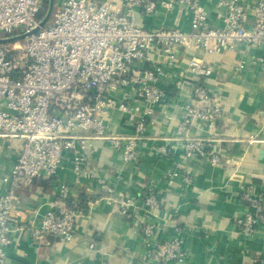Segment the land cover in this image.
Masks as SVG:
<instances>
[{
	"label": "built area",
	"instance_id": "2783aa9c",
	"mask_svg": "<svg viewBox=\"0 0 264 264\" xmlns=\"http://www.w3.org/2000/svg\"><path fill=\"white\" fill-rule=\"evenodd\" d=\"M47 0H0V39L14 38L39 25ZM225 9L223 26L209 19L203 0H54L48 22L35 33L0 43V153L14 151L15 158L0 173V264L7 263L6 249L14 233H26L32 243L53 236L69 243L85 212L71 196V187L95 181L103 197L118 213L135 223L145 248L147 263L184 264L182 228L174 227L166 239L158 238L161 225L174 216L162 215L165 190L149 187L137 204L130 196L116 194L108 180L94 174L89 153L94 142H105L123 163L142 161L146 149L169 156L181 146L185 158L199 157L218 166L215 142L237 141L215 132L222 116L221 93L209 86L213 71L208 63L192 57L190 80L179 87L184 111L172 136H151V115L165 101L161 84L168 82L165 66L174 65L181 48L222 54L246 46H264V0L247 6L244 0H219ZM191 14L190 29L161 24L148 27L145 17L176 10ZM250 18L253 22L248 25ZM241 61L237 70H241ZM118 113L133 128L117 133L112 116ZM199 128L205 135L192 134ZM13 140H19L14 148ZM250 144L264 143L248 137ZM211 151H207V148ZM241 158H238L240 161ZM70 163V180L59 172ZM173 172L169 184L173 183ZM55 181L54 199L39 220L35 211L19 206L20 191L32 190L30 178ZM184 186L191 178L183 175ZM264 183V174L261 176ZM253 183L243 185L237 198L248 211L237 217L239 233L264 237V204ZM86 201L85 206L90 204ZM91 249L94 248L90 244ZM264 264V259L256 263Z\"/></svg>",
	"mask_w": 264,
	"mask_h": 264
},
{
	"label": "crops",
	"instance_id": "0c3cea01",
	"mask_svg": "<svg viewBox=\"0 0 264 264\" xmlns=\"http://www.w3.org/2000/svg\"><path fill=\"white\" fill-rule=\"evenodd\" d=\"M252 4L256 0H244ZM209 8V19L223 26L225 9L219 0H203ZM191 14L176 10L167 15L145 17L137 14V22L148 27L161 24L177 25L185 32L190 29ZM253 22L249 20L248 25ZM192 57L204 59L213 73L206 82L221 93L222 116L215 132L224 137H236L233 146L224 150L226 164L211 166L199 157L185 158L179 145L169 156L158 155L146 149L142 161L123 163L119 154L101 141L94 142L89 153L94 174L108 180L116 194L130 196L138 205L142 202L143 191L149 187L164 189L162 215L173 219L161 225L158 238L166 239L174 227L182 228L183 247L189 253L184 264H259L264 259V237H244L235 225L237 217L248 211L239 202L237 193L243 185L253 183V189L260 193L264 204V143L250 144L248 137L264 140V46H246L222 54H207L202 49L181 48L177 62L165 66L168 82L161 87L165 90V101L152 112V124L147 133L151 136H172L177 120L183 117V100L179 87L184 80H190L187 66ZM241 61L244 66L237 70ZM123 116L114 113L111 126L117 133H131L133 128L125 123ZM198 128L192 134L203 136ZM231 143L220 142L222 143ZM14 148L19 143L12 142ZM246 143V146L241 144ZM14 151L0 153V173L5 171L15 158ZM220 156V155H219ZM241 158L237 164L235 161ZM70 163L59 172L61 179L70 180ZM178 175L169 184V175ZM191 178V184L184 186L183 175ZM34 185L28 192L20 191L19 206L35 211L29 218L37 222L54 199L55 181L48 180L45 192ZM207 192V197L201 196ZM90 201L84 207L85 214L79 218L76 233L69 243H62L53 236L42 242L32 243L26 233H14L6 249L8 264H153L146 261L145 248L135 223L128 222L117 211L114 204L103 197L95 181L86 187L74 185L71 196H80ZM90 244L94 248L89 247ZM169 264H179L172 262Z\"/></svg>",
	"mask_w": 264,
	"mask_h": 264
},
{
	"label": "water",
	"instance_id": "95a60500",
	"mask_svg": "<svg viewBox=\"0 0 264 264\" xmlns=\"http://www.w3.org/2000/svg\"><path fill=\"white\" fill-rule=\"evenodd\" d=\"M53 4H54V0H47L46 12H45L43 18L41 19V21L39 22V25L37 27H35L34 29H32L31 31H29V32H27L25 34L19 35V36L14 37V38L0 39V43H7L9 41L21 39V38H23L25 36H28L30 34L35 33L40 27H43L48 22V20L50 18V15H51V12H52ZM13 141L16 142V143L21 142L19 140H13ZM241 145L244 147L247 144L243 143ZM232 146H233V142H231V143L230 142L229 143H222V144H219L217 142L214 143L213 150L217 151L218 154L220 155V163H219V165L226 164L227 162H230V160H227V159L224 158L225 157L224 156V150H226L228 148H231ZM237 163H238V160L235 161V164H237ZM30 183L34 184V185H37L38 186L37 189L42 193V192H45V187L48 184V179L39 178V177H32V178H30ZM29 191H31V190H29ZM206 197H207V192H204V194L201 196V199L202 198H206Z\"/></svg>",
	"mask_w": 264,
	"mask_h": 264
},
{
	"label": "trees",
	"instance_id": "16d2710c",
	"mask_svg": "<svg viewBox=\"0 0 264 264\" xmlns=\"http://www.w3.org/2000/svg\"><path fill=\"white\" fill-rule=\"evenodd\" d=\"M46 3H47V1H45L44 8H46ZM211 150L212 149L210 147L207 148V151H211ZM77 201H78V206H80L82 208L85 207V200L83 199V195H82V197L80 196V198H78Z\"/></svg>",
	"mask_w": 264,
	"mask_h": 264
}]
</instances>
